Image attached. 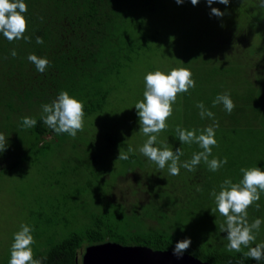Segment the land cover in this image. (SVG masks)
I'll use <instances>...</instances> for the list:
<instances>
[{
    "label": "trees",
    "instance_id": "16d2710c",
    "mask_svg": "<svg viewBox=\"0 0 264 264\" xmlns=\"http://www.w3.org/2000/svg\"><path fill=\"white\" fill-rule=\"evenodd\" d=\"M163 1L24 0L28 9L24 36L29 37L30 42L25 39L9 42L0 33V110L5 111L3 130L6 128L8 144L1 156H10V161L0 167V174L11 172L25 161L36 163L39 154L47 152L51 146V140H46L49 135L56 134L54 139L69 136L57 134L41 118L42 105L51 103L61 90H66L84 102V121L87 122L75 139L82 133L80 137L88 138L94 151L87 150L84 157L73 158L74 167L69 174L72 178L65 185L75 189L74 205L87 197L106 204V209L78 219L83 225L78 231L66 230L47 249L33 254L34 259L46 256L44 264L81 263L80 249L101 242L173 250L176 242L184 238H191V245L184 253L212 264H264V260L257 262L244 257L248 249L243 246L241 252L227 250V233L219 231L225 217L218 211L211 213L215 201L210 195L213 189L219 192L225 179L233 182L242 179V167L264 169V8L259 7L260 0H245L252 14L257 13H248L239 20L234 18L226 25V31L208 27L200 30L199 35L182 34L174 38L177 46L183 45L189 56L179 67L191 70L196 86L188 93L177 94L176 101L182 98L183 103L182 121L180 124L173 121L172 125L166 121L168 127L158 134L157 146L166 142L173 151L180 147L184 153L180 161H188L194 152L202 149L195 143L181 144L176 138V127L196 129L199 134L200 130L218 122L215 128L218 146L212 148L209 159L227 157V163L213 172L202 161L195 171L181 167L179 175L173 176L167 166L161 170L139 152L147 137L139 131L135 106L131 104L128 109L121 110L116 107L119 99L113 97L118 87L113 79L132 70V64L141 53L165 40L159 32L163 23L161 13L166 12ZM188 1L191 2L185 0L181 5L182 12L185 8L195 9ZM198 8L187 14L199 15V18L190 16L187 19L185 26L192 32L204 21L201 14L205 7ZM205 20L208 25L215 24L216 16ZM249 25L254 26L261 45L253 50L249 45H239L248 41L250 32L246 33L245 28ZM202 31H206L204 35L208 37L202 36ZM37 36L42 38V44L36 43ZM206 41V47L192 46V43ZM230 47H235L234 53L213 63L210 49L228 50ZM13 49L17 52L15 57L11 55ZM255 53L259 62L253 56ZM29 54L50 61L44 73L38 72L27 59ZM246 55L247 64L252 68L248 72L246 67L249 66L244 62ZM197 60L204 64L196 65ZM154 69L155 66L150 67L151 71ZM143 92L142 86L131 93L134 103L143 99ZM225 92L235 104L231 114L222 104L212 106L216 96ZM199 102L214 113L215 120L201 119L200 109L196 107ZM25 110L29 111L28 115L24 114ZM25 116L35 118L36 125L24 128L22 119ZM129 145L135 150L129 153V159H117L119 149L127 152ZM117 164L123 169L133 167L141 178L147 179L144 182L150 199L139 211L135 205L127 207L119 200L113 201L114 182L109 174ZM56 172L64 174L61 170ZM257 203L259 209L255 204L247 209L249 222L256 218L264 221V192ZM262 242L264 223L251 246Z\"/></svg>",
    "mask_w": 264,
    "mask_h": 264
},
{
    "label": "rangeland",
    "instance_id": "374dc122",
    "mask_svg": "<svg viewBox=\"0 0 264 264\" xmlns=\"http://www.w3.org/2000/svg\"><path fill=\"white\" fill-rule=\"evenodd\" d=\"M182 4H177L175 0L163 1L166 12H160L163 17V23L159 27V32L165 37V40L161 41L160 45L152 46L150 50L141 53L136 62L132 64V70L125 71L119 78L113 79L114 84L118 86L113 94V97L116 96L119 99L116 103L117 108L125 110L127 106L130 107L131 104H135L133 102L135 99L134 95L132 98L130 95L138 87L143 86L145 90L144 76L146 73L153 72L156 69L167 72L172 68H178L183 64L184 58L189 57L188 51L183 45L177 46L174 39L177 35H199L200 30L208 27L214 30L226 31V25L230 24L229 22L234 18L239 20L248 13L250 15L257 13L252 14L253 10L248 7L249 5L245 0H230L228 5L221 4L218 0H214L211 5H208L207 0H199V3L195 7H192L195 8L194 10L189 11L185 8L184 12H182ZM198 6L205 7L201 14L204 21L202 25H197L194 29L195 31L192 32L185 26L187 19L190 16L199 18V15L193 16L187 14L198 10ZM211 8L220 9L224 15L222 17H216L215 24L208 25L205 18L215 16L211 14ZM132 18L134 17L132 16ZM205 32L202 31L201 35L203 36ZM245 32H250L247 38L248 41L244 40V43H240L239 45L245 44L246 47L249 45V48L252 50L261 46L260 39L255 34L256 30L254 26L249 25L247 29L245 28ZM204 36L208 37L207 35ZM207 42H195L192 43V46L206 47L204 43ZM234 52L235 47H230L228 50L224 48L210 49V53L213 56V63L215 64L219 63L225 55ZM253 56L255 59L258 57L257 53ZM246 57L247 55L244 58V62L249 66L250 64H247ZM257 61L259 62V58H257ZM196 63L198 66L204 64L198 60ZM209 64L208 62L206 66H209ZM151 66H155V69L152 71L150 70ZM250 69H252L250 66L246 67L247 72ZM174 110V115L172 114L167 120L170 125H172L171 123L173 121L176 124H180L182 121V98L174 103ZM131 111L134 114V108ZM4 114L5 111L0 110V133L6 136V128L5 131L3 130ZM24 114L28 115L29 111L25 110ZM89 120L90 117H88ZM81 134H79L78 139L71 136L54 139L56 134L49 135L46 140H51V146L46 149L47 152L42 151L39 154L36 163L34 161L32 163L25 161L11 172L0 174V264H8L13 234L19 230L21 223H27L34 228L32 234L35 243L31 247L33 254H36L38 250L47 249L60 239L66 233V230L74 229L78 231V228L83 226L78 222V219H82L83 215L106 209L104 206L105 203H97V200L92 197H87L85 200H81V202L74 205L75 189L72 186L65 185L72 178L69 174L72 173L71 168L74 167L73 158L84 157L87 150L94 151V146L92 147L93 143L91 144V141H87L88 138L86 137L81 138ZM9 161V155L4 157L0 153V167ZM54 166L56 169H54ZM57 170L64 171V174L57 173ZM109 179L114 182L112 189L114 202L119 200L120 203L127 207L135 205L139 211L149 201L150 198L146 189V182H144L147 179L141 178L140 173H136L133 167L123 169V167L117 164L115 170L109 174ZM59 230H61L60 234ZM83 251L84 247L79 251V260L81 259L80 257Z\"/></svg>",
    "mask_w": 264,
    "mask_h": 264
},
{
    "label": "clouds",
    "instance_id": "9594fccd",
    "mask_svg": "<svg viewBox=\"0 0 264 264\" xmlns=\"http://www.w3.org/2000/svg\"><path fill=\"white\" fill-rule=\"evenodd\" d=\"M175 2L182 4L184 0H175ZM198 2L199 0H191L193 6ZM213 2L214 0H207L208 5ZM218 2L228 5L230 0H218ZM259 7L264 8V0H260ZM27 10L24 0H0V33L9 42L19 39L30 42V38L24 36L27 30L25 17ZM211 14L216 17L224 15L218 8H211ZM36 43L42 44V38L37 36ZM11 55L13 57L17 55L15 49L11 51ZM27 59L36 66V70L40 73H44L50 64L46 57H39L36 54H29ZM144 83L143 99L134 104L139 117V131L147 137L139 148V152L154 162L159 169L162 170L167 166L169 174L173 176L179 175L181 167L188 171H195L202 161L210 171L216 172L222 168L227 163V157L209 159L212 148L218 146L215 138V128L219 126L218 122L200 130L199 134L196 129L187 130L179 125L176 127V138L181 144L195 143L202 149V151L194 152L188 161H180V157L184 155L180 147L173 151L166 142H160L157 146L158 134L168 127L166 121L173 113L177 94L188 93L189 89L196 86L191 70L183 67L172 68L167 72L156 69L145 74ZM218 104H222L228 114H231L235 108V104L227 92L216 96L212 106L215 107ZM196 107L200 109L201 119L207 117L215 120L214 113L206 109L203 102H199ZM84 116V102L71 96L66 90H61L51 103L42 105L43 123L57 134L67 133L75 138L78 132L83 131ZM36 123V119L32 117L25 116L22 119L24 128H32ZM7 146V137L0 133V153L6 151ZM134 151L131 145L128 146L127 152L119 149L117 159L127 160L129 153ZM240 172L243 175L238 182H233L228 178L220 184L219 192L215 189L211 191L210 195L214 197L215 201V208L211 209V213L214 214L218 211L225 217L224 223L219 225V231L227 233V250L241 252L243 246L248 249L244 253V257L258 262L264 260V242L256 243L254 247L251 245L256 241V233L264 221L256 218L249 222L247 209L253 204L257 209L260 207L257 202L260 200L261 192H264V169L242 167ZM197 191H201V189L197 188ZM33 231L32 226L21 223L19 230L13 234L8 264H44L46 256L39 259L33 258L31 247L35 243ZM190 245L191 238H184L176 242L172 250L173 255L180 259Z\"/></svg>",
    "mask_w": 264,
    "mask_h": 264
},
{
    "label": "water",
    "instance_id": "95a60500",
    "mask_svg": "<svg viewBox=\"0 0 264 264\" xmlns=\"http://www.w3.org/2000/svg\"><path fill=\"white\" fill-rule=\"evenodd\" d=\"M78 264H212L191 254L180 259L172 250H153L146 246H123L115 242H101L85 247Z\"/></svg>",
    "mask_w": 264,
    "mask_h": 264
}]
</instances>
